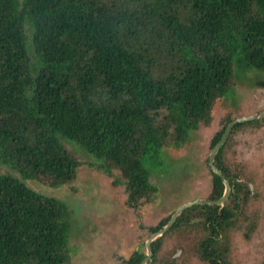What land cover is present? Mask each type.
Returning a JSON list of instances; mask_svg holds the SVG:
<instances>
[{"label":"trees","instance_id":"obj_1","mask_svg":"<svg viewBox=\"0 0 264 264\" xmlns=\"http://www.w3.org/2000/svg\"><path fill=\"white\" fill-rule=\"evenodd\" d=\"M249 70H264V0H0V264H68L86 194L75 189L81 165L118 168L127 202L149 201L146 162L160 158L168 126L207 125ZM222 153L214 162L230 200L241 183ZM208 170L217 199L223 184ZM59 189L66 199L45 191ZM190 213L209 230L197 242L203 254L231 211L192 205L172 227ZM144 257L134 250L122 264Z\"/></svg>","mask_w":264,"mask_h":264},{"label":"rangeland","instance_id":"obj_2","mask_svg":"<svg viewBox=\"0 0 264 264\" xmlns=\"http://www.w3.org/2000/svg\"><path fill=\"white\" fill-rule=\"evenodd\" d=\"M241 76L214 103L207 125L186 129L191 133L187 139L182 126H168L160 158L146 162L152 171L149 179L156 186L149 201L141 199L136 207L127 202L118 168L107 174L100 168L80 166L75 189L86 194L79 201L77 223L68 231V264H122L134 250L146 255L144 242L151 234L150 226L170 217L184 202L211 199L208 156L212 136L224 119L264 111V70H249ZM221 148L224 165L241 183L238 194L224 201L231 215L214 224V240L200 254L197 242L209 230L204 227V216L190 213L187 220L160 236L156 260L151 255L146 264H264V118L240 122ZM65 190L45 191L66 199Z\"/></svg>","mask_w":264,"mask_h":264},{"label":"water","instance_id":"obj_3","mask_svg":"<svg viewBox=\"0 0 264 264\" xmlns=\"http://www.w3.org/2000/svg\"><path fill=\"white\" fill-rule=\"evenodd\" d=\"M260 118H264V111L257 112V113L247 115V116L237 117L227 123L221 137L211 147L209 156H208V166L210 170L221 179L222 184H223V191H222L221 196L217 199H195L192 201L184 202L180 204L179 206H177L174 212L170 215L168 221L160 229H158L155 232H152L150 236L148 237V239L144 242V248L146 250V255L142 259L140 264H146L147 261L150 260L151 255H152V248H151L152 242L158 237L162 236L174 224L177 217L181 214V212L184 209L191 207L192 205H197V204L217 205L220 207L224 205V201H226L230 195V192L232 190V185L230 184L229 179L223 174V172L215 164L214 162L215 156L217 152L219 151V149L223 146L229 133L231 132V129L236 123H240L244 121H251V120L260 119Z\"/></svg>","mask_w":264,"mask_h":264},{"label":"flooded vegetation","instance_id":"obj_4","mask_svg":"<svg viewBox=\"0 0 264 264\" xmlns=\"http://www.w3.org/2000/svg\"><path fill=\"white\" fill-rule=\"evenodd\" d=\"M185 210V209H184Z\"/></svg>","mask_w":264,"mask_h":264}]
</instances>
